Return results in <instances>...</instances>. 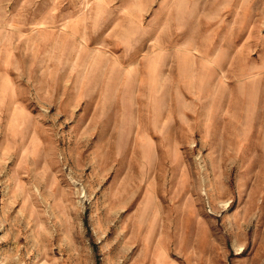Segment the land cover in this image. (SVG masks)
Returning <instances> with one entry per match:
<instances>
[{"label":"rangeland","instance_id":"rangeland-1","mask_svg":"<svg viewBox=\"0 0 264 264\" xmlns=\"http://www.w3.org/2000/svg\"><path fill=\"white\" fill-rule=\"evenodd\" d=\"M0 264H264V0H0Z\"/></svg>","mask_w":264,"mask_h":264}]
</instances>
